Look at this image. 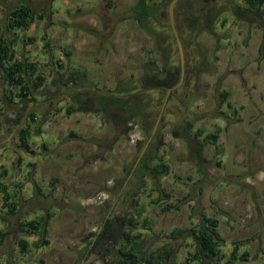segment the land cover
I'll use <instances>...</instances> for the list:
<instances>
[{"label":"rangeland","instance_id":"rangeland-1","mask_svg":"<svg viewBox=\"0 0 264 264\" xmlns=\"http://www.w3.org/2000/svg\"><path fill=\"white\" fill-rule=\"evenodd\" d=\"M135 1L52 0L50 21L35 18L25 32H17L18 38H33L24 45L15 43L14 57L37 62L36 73L43 75L44 83L35 90L36 102L28 108L38 119L44 114L45 121L30 137L33 153L25 156L26 161H34L35 176L28 175L25 162L15 164L22 155L15 147L17 126L8 120L13 114L0 103V186L7 188L5 192L0 189V264H103L94 250L84 252L83 238L98 229L103 216L122 230L128 227V218L137 221L135 230L142 235L137 239V255L160 253L163 258L168 253L161 264H182L195 250L193 240L169 236L177 228L192 227L199 213L218 220L215 230L222 239L223 256L218 264L228 258L231 242L238 239L247 240L239 251H247L248 259L233 264H264V0L260 5L263 19L255 22L235 15L241 0H209L206 5L184 0L177 6L178 28L186 25L178 34L184 33L180 40L185 72L174 94L142 86V76L161 75L164 67L172 71L178 66V56L167 17L156 12V17L142 24L132 12ZM165 1L147 4L161 12ZM16 3H29L47 16L50 0H0V35L8 38L6 12ZM260 48L263 54L258 58ZM58 57L61 67L51 62ZM148 64L158 70L147 71ZM71 73L76 80L73 85L93 101L101 93L116 92L118 84L131 96L139 94L129 104L136 101L140 109L124 124L120 118L90 111L66 115L65 107L71 106L68 91L73 86L64 79ZM3 87L0 77V93ZM219 92L228 93L223 103ZM111 110L123 114L120 105ZM85 115L94 117L93 125L81 120ZM79 121L81 127L76 126ZM129 124L130 128L136 124L139 143L127 141L129 130L123 133V128ZM195 129L202 131L196 139L190 134ZM174 130L185 134L174 137ZM213 133L215 143L205 138ZM159 136L163 145L157 143ZM191 151L202 158V173ZM159 156L168 168L160 178L171 196L166 203H176L177 210L161 211L158 206L163 200L148 203L156 193L151 191L150 178L141 175L140 166L145 157L152 165ZM216 159L220 166L215 165ZM18 172L21 175L16 179ZM69 172L73 180L65 182ZM49 175L55 177L56 189L45 184ZM31 179H36L46 199L38 195L27 201L36 194ZM13 182L22 187L25 199L19 201L17 216L24 220L48 215L45 243L40 247L33 244L38 235L20 231L16 216L5 214L2 207V196H15ZM60 183L66 186L61 188ZM101 191L105 197L98 203ZM144 219L149 220L147 229ZM24 238L27 248L20 253L17 240Z\"/></svg>","mask_w":264,"mask_h":264},{"label":"trees","instance_id":"trees-1","mask_svg":"<svg viewBox=\"0 0 264 264\" xmlns=\"http://www.w3.org/2000/svg\"><path fill=\"white\" fill-rule=\"evenodd\" d=\"M152 1L153 0H136L132 7L133 15L136 19L141 20L142 24L147 23L148 20H151L156 17V12L157 14H159L160 12L159 10L156 11V9H151V7L148 6L147 2L152 3ZM182 1L184 0H179L177 6ZM51 2L52 0H50V5L48 6L49 10L47 12L49 16L45 15L46 12L43 9L33 10L29 3H16L14 6L7 10V17L5 18L4 23V31L7 34H10V38L5 35H0V77L1 81L4 84V89L0 93V95H2L0 96V103H2L3 105V107L1 108H6V110L13 114V116L8 118V120L11 123L15 124V126H17L15 138L18 144L15 147L21 152H28V154L33 153L32 149L30 150L29 148L32 143L29 142L32 132H37L38 130H40L41 125L45 121L44 114L42 118L38 119V117L35 115V112L31 108H28V105L30 102H36L34 92H36L35 90L43 87L44 77L43 75H41V73H36V61H31L26 57H14L13 45H15V43H22L24 45L32 41L33 38L26 35L24 38H18L17 32H25L29 24L35 18L42 20H44L45 18L48 20L51 19ZM167 2L168 0L165 1V4H167ZM262 2L263 0H241V5L240 7H237L235 15L243 18H245V16H248V18L251 17L253 18L254 22L258 20V18L262 20L263 15H261L262 12L260 8ZM187 9V7L183 8L184 11ZM50 24L51 22H49L48 26H50ZM188 25L189 23H187V27H191V25ZM41 38L43 39V37ZM43 46L45 47L47 46V44H44ZM261 48L259 49L260 52L258 53V58H261L263 54ZM258 58L257 60H259ZM51 62L59 65L60 67L62 66V61L59 59V57L55 58L54 61H52L51 59ZM145 69L147 71L153 69H155L156 71L158 70L157 67L153 64L150 66L149 64L146 65ZM162 69L163 72H161V75L151 73L150 75L148 74L146 76H142V86L144 88L174 86V84L177 82L178 72H180L179 64L178 66L174 67L172 71L166 69L165 67ZM75 81V76L72 73L65 75L64 82L70 84V86H73L69 88L70 90L68 89V98L70 99L71 106L65 107L64 110L66 115H70L76 112L90 111L92 113H98L102 117H111V119L115 120L116 117L120 118V123L124 124L132 118V116L136 113L137 108L140 109L134 104L136 103V101H133V105L129 104L132 99L136 100V98L139 97V94H135L134 92L133 95H135L131 96L132 93H126L125 91H123V87L121 85L116 84V92H111L110 94L101 93L96 98V102L93 101L89 95H82V92L77 89V86H74L76 84ZM219 94L221 97L220 101L221 103H223V101L227 99L228 93L219 92ZM115 104L120 105L122 107L123 114L119 115L117 114V112L111 110L112 106ZM228 104L230 105L229 102L227 103V105ZM2 109H0L1 113ZM127 128L129 127L125 126L123 128V133L127 131ZM181 133L184 136V132L176 133V130H174L172 132V135H174V137H177L178 134L180 135ZM70 134L72 135V133ZM190 134L196 139L202 134V131L201 129H195L194 132L192 131ZM208 137L209 138H207V135H205V138L208 139L209 142L215 143L217 137L216 133L210 134L208 135ZM136 142L139 143L138 141ZM157 143L158 145H163L161 136L157 138ZM197 146L200 148L202 144L198 143ZM190 155H192L193 157V161L197 168V171L199 173H202L204 171V168H202L200 164L203 162V160L200 157L199 153L197 151H191ZM148 160L149 159L145 157L143 159V162H141L140 166V170L143 173L141 175H147L148 178H150L152 185L151 191H155L156 193L155 199H152L148 203L151 205L158 204L163 200V204L158 206L161 211L177 210L179 205H177L176 203L175 205H169L166 203L171 196L163 189L162 185L160 184L161 176L167 174L168 171L165 160L159 156L156 161L152 163V165L147 164ZM19 162L20 158L17 157L15 163L19 164ZM214 162L215 165L220 166V162L218 161V159H216ZM27 166L29 170L26 172V174L31 175L35 168L34 163L28 162ZM188 178H190V175H188ZM197 181L200 182L201 180L198 179ZM32 182L34 188L36 189V194L27 199V201L39 198L38 195L42 199H46L48 196L40 194V188L37 187L36 182L34 180H32ZM54 183L55 179L50 180L49 185L51 189H53ZM4 187L5 185L1 184L0 189L5 192ZM14 187L20 188V186H17V184L14 185ZM147 195L151 196L149 192H147ZM13 197L15 198L16 195L14 196V194L9 195L8 193H6L4 196H2V207L6 209L5 214L16 216L15 225L20 228V231H27L35 235L37 234L38 239L33 244L36 247H40L42 244L45 243L43 239V234L45 224L48 223L49 220L47 213L45 215L39 216L34 215L30 219L23 220L21 219V217L17 216V214L19 213L18 209L21 206L19 201L24 203L25 199L22 200L23 198H20V200H16L14 202ZM184 199V197L182 199L179 198L177 201H181ZM198 215L199 218H197L196 223H194L192 227L190 226L188 228L180 229L177 228L176 230H173L170 233L169 237H171L172 239H177V237L185 236L191 237V239L193 240L195 250L190 253L188 257H185L181 261L182 264H187L189 261L196 262L198 264H218L219 260L221 261L220 258L223 257L220 253L222 239L215 230V227L218 225V220L210 216H206L204 214L202 215L201 213H199ZM101 219L102 220L100 224H98V229L88 232L83 238L85 240L84 244L86 248L84 249V252L90 254L94 250L96 253L99 254L98 260L103 264H161V261L163 263V260L166 261L167 258H169L168 253L164 254L162 258L159 252V254H155V256H152V254L146 255L145 253L137 255V253L135 252V250L139 249V243L137 239H141L142 235L139 230H135L137 228L136 220L128 218V227H126L125 230H122L121 227L115 224V222L112 219L108 218V216H103L101 217ZM143 222L144 225H146L147 229V224L149 220L144 219ZM9 228L10 227H8L7 230ZM133 230L135 231L133 232ZM1 234H3L2 230H0V235ZM246 242L247 240L242 239L232 241L231 244L233 245V248L231 252H229L228 258L223 262V264H233L236 260L244 261L248 259L247 251H239V248L243 246V243ZM118 244H120V246H118ZM17 245L19 246L18 251L20 253H23L25 251V248H27V240L25 238L18 239ZM108 255L111 256L109 260L107 259Z\"/></svg>","mask_w":264,"mask_h":264},{"label":"crops","instance_id":"crops-1","mask_svg":"<svg viewBox=\"0 0 264 264\" xmlns=\"http://www.w3.org/2000/svg\"><path fill=\"white\" fill-rule=\"evenodd\" d=\"M86 117H83L82 116V119L81 120H83V122L85 123V122H89V124H91V125H93L94 124V122H95V120H94V117H92L91 115H85ZM80 118H76L75 119V121H78ZM80 120V121H81ZM74 121V122H75ZM80 121L79 122H77L76 123V126H79V127H81V125H80ZM79 127H77V128H79ZM30 142H32V141H30ZM33 143V142H32ZM45 145V144H44ZM31 146H32V144H31ZM31 146H29V148L31 149L32 147ZM33 150V149H32ZM26 154H28L27 152H22V155L19 157L20 158V160H21V164H24V162H25V164H27L28 162H33L34 163V161L33 160H30V161H26ZM25 156V157H24ZM23 157V158H22ZM32 157V156H31ZM25 159V160H24ZM75 160H79V159H75ZM50 162H52V160H50ZM16 164V166H18V164L17 163H15ZM19 173V172H18ZM25 173V172H24ZM21 175V173H19L17 176H15V178L17 179V178H19V176ZM33 175L35 176V174H34V172H33ZM65 182H67V181H71V179L73 178L72 176H71V174H70V172H69V175H65ZM52 179H55V177H52V176H48L47 177V180H45V184L47 185V186H49V184H50V180H52ZM35 182H36V179H33ZM73 180V179H72ZM16 182V181H15ZM17 183H12V186H13V188H12V192H13V190L16 192L15 193V195H16V197L14 198V200L16 201L18 198H22V197H24L23 196V194L24 193H22V187L20 186V188H15L14 187V185H16ZM5 185V184H4ZM64 185L66 186V184L65 183H60L59 184V186L62 188V187H64ZM91 188H93L94 186L93 185H89ZM56 187V185L54 184V189H56L55 188ZM5 189H7L6 188V185H5V187H4ZM7 191V190H6ZM20 196V197H19ZM22 200H24V199H22ZM17 227V226H16Z\"/></svg>","mask_w":264,"mask_h":264},{"label":"water","instance_id":"water-1","mask_svg":"<svg viewBox=\"0 0 264 264\" xmlns=\"http://www.w3.org/2000/svg\"><path fill=\"white\" fill-rule=\"evenodd\" d=\"M178 2V0H168L167 5H166V14H167V18H168V25L170 28V31L172 33V36L174 38V41L176 42V50H177V55H178V62H179V66H181V69L183 68V55H182V43L181 41L178 39L177 37V32L174 28V15H173V8L176 5V3ZM180 82V79L178 81V83L173 86V87H159V89H164L166 91H171L173 89H176L178 87V84Z\"/></svg>","mask_w":264,"mask_h":264},{"label":"flooded vegetation","instance_id":"flooded-vegetation-1","mask_svg":"<svg viewBox=\"0 0 264 264\" xmlns=\"http://www.w3.org/2000/svg\"><path fill=\"white\" fill-rule=\"evenodd\" d=\"M179 1V0H178ZM202 3H204V5H205V3H207L209 0H200ZM178 3V2H177ZM177 3H176V5L174 6V8H173V15H174V21H173V23H174V28H175V30H176V32H177V37H178V39L180 40V38H183L184 37V33H182V35L179 37V32L180 31H182V30H184V28L186 27V25L185 24H183V29H179L178 27H179V25L181 24V23H179V19H178V16L176 15L175 16V9L177 8ZM167 5V4H166ZM166 5H165V7H164V9H163V11H161V12H159V14L160 15H164V16H166L167 17V14H166ZM168 19V18H167ZM173 41H174V38H173ZM181 41V40H180ZM182 43V42H181ZM175 44H176V42H175ZM177 47V46H176ZM175 47V48H176ZM182 49H183V45H182ZM176 52H177V50H176ZM182 53H183V50H182ZM178 56V55H177ZM183 60H184V57H183ZM178 64H179V62H178ZM183 72H185V66H184V63H183V68L181 69V66H180V72H178V78H177V82L174 84V86L178 83V81H179V79H180V81H181V78H182V76H183ZM179 85V84H178ZM171 87H173V86H171ZM170 88V87H169ZM77 89H80L79 88V86L77 87ZM175 89H173V90H171V91H169V92H173ZM172 94H174V92L172 93Z\"/></svg>","mask_w":264,"mask_h":264},{"label":"built area","instance_id":"built-area-1","mask_svg":"<svg viewBox=\"0 0 264 264\" xmlns=\"http://www.w3.org/2000/svg\"><path fill=\"white\" fill-rule=\"evenodd\" d=\"M129 127H130V124H129ZM135 128H136V124L133 125V128L132 127L130 128V132L128 134V140L127 141L130 142L131 144L135 143V141L139 138V134ZM104 197H105V194L101 192V194H99L96 197L97 202L100 203L101 200L104 199Z\"/></svg>","mask_w":264,"mask_h":264},{"label":"clouds","instance_id":"clouds-1","mask_svg":"<svg viewBox=\"0 0 264 264\" xmlns=\"http://www.w3.org/2000/svg\"><path fill=\"white\" fill-rule=\"evenodd\" d=\"M128 133H127V140H128V134H129V132H130V127L128 128ZM139 139V138H138ZM138 139L136 140V141H138ZM136 141H135V143H136Z\"/></svg>","mask_w":264,"mask_h":264}]
</instances>
